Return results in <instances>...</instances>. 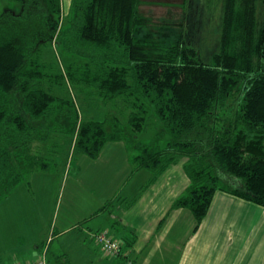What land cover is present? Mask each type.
Segmentation results:
<instances>
[{
    "label": "trees",
    "instance_id": "16d2710c",
    "mask_svg": "<svg viewBox=\"0 0 264 264\" xmlns=\"http://www.w3.org/2000/svg\"><path fill=\"white\" fill-rule=\"evenodd\" d=\"M13 1L0 14V201L30 172L50 168L34 139L78 125L75 150L89 159L123 139L118 119L111 130L84 121L73 103L51 92L56 83H45L46 66L35 55L54 42L86 56L80 72L69 62L60 76L105 100L120 97L131 109L133 134L150 113L161 122L158 138L136 145L134 163L156 176L185 159L190 183L173 208L192 213L194 230L216 191L264 208V0L159 1L179 11L168 9L157 21L141 11L144 0H71L67 14L60 0ZM204 15L218 19L213 51L197 34ZM105 234L118 242L119 254L121 242Z\"/></svg>",
    "mask_w": 264,
    "mask_h": 264
},
{
    "label": "crops",
    "instance_id": "0c3cea01",
    "mask_svg": "<svg viewBox=\"0 0 264 264\" xmlns=\"http://www.w3.org/2000/svg\"><path fill=\"white\" fill-rule=\"evenodd\" d=\"M60 5L67 14L63 0ZM60 137L67 140V156L57 190L50 186L46 191L53 190L60 212L52 220L43 248L47 255L55 237L69 235L56 245L57 257L62 256L64 262L59 258L57 264H264L263 207L216 191L206 216L194 230L192 213L173 208L182 186L190 182L184 165L174 169L173 163L151 176L147 170L137 169L136 146L130 151V143L124 140L106 143L96 159H89L72 151L70 136L50 134L47 140L55 144ZM33 144L44 159L43 140L34 139ZM49 171L53 174L50 169L29 174L43 172V177ZM52 179L49 185L55 184ZM20 186L0 201L1 206ZM99 231L121 242L119 254L103 253L93 241V234ZM42 242L35 248L44 246ZM78 248L83 253L80 256Z\"/></svg>",
    "mask_w": 264,
    "mask_h": 264
},
{
    "label": "rangeland",
    "instance_id": "374dc122",
    "mask_svg": "<svg viewBox=\"0 0 264 264\" xmlns=\"http://www.w3.org/2000/svg\"><path fill=\"white\" fill-rule=\"evenodd\" d=\"M0 1V14L5 11L6 8L16 6L13 0H11L8 5L5 4V0ZM159 1L168 2L169 4L179 3L178 0H144L141 11L145 15L151 16L154 21L164 17L168 9H170L165 5H160ZM202 1L205 2V0ZM217 2L218 0L215 2L216 5ZM63 4L66 11L69 12L71 9L70 0H63ZM206 4L208 3L206 2ZM206 6L208 10L206 13L207 16L211 9L208 5ZM170 10L176 13L179 11V8L174 7ZM203 20V31H198L197 34H200L203 38L201 41L202 48L204 50L213 51L218 36L215 29L218 19L216 20V17H214V19L211 20L209 17L207 20L205 17ZM39 50L40 52L35 56L46 66L45 73L47 74V82L45 83H48V81L55 82L56 84L51 87V92L59 96V98L73 103L78 110L79 116L84 121H101L111 130L113 121L118 119L119 126L123 129L121 132L124 134L122 140H124L125 143H130V145H127L130 151H134L135 146L139 143H151L158 138L157 134L161 131L162 124L152 113L149 114L143 130L137 135L133 134L128 125L129 111H131V109L125 105L120 97L105 100L98 96L97 91L93 87L86 86L83 82L74 81L72 80L73 77L71 78L68 76V80L66 77L62 78L63 76H60V73L64 72L69 62H71L70 65L73 71L77 73L81 71L86 56L83 53L81 55L75 52L78 51V49H71L73 51L65 52L60 46H57L56 43L51 42V44H43V46L39 47ZM66 124L69 130L63 135L65 137H72V151L75 154H79L75 150V142L78 137V125L71 126L69 123ZM62 139L63 142L61 141ZM165 141L164 138H161L159 143ZM43 143H45V145H41V155L46 153L44 159L48 162L50 167L48 169L52 170L53 174L50 171V174H45L43 177V172L28 174L27 177L24 178V182L22 184L20 183L21 186L19 189L4 200L2 206L0 204V264H28L38 261V259L40 260L42 258L41 252L48 238L47 235L48 233L50 234L51 231L49 229L52 225V220L58 217L60 212L58 211V206L55 204L53 190L54 192L57 190L56 184L59 181L64 159L67 156V140L60 137L59 141L55 144H52L51 140L47 139H44ZM184 164L185 159L179 157L174 162V165H172L175 167L172 168L179 169L182 168ZM146 173L153 176L150 171H146ZM53 177L55 184L49 185L53 181ZM186 178H188L187 175ZM27 180L30 182L29 185L26 183ZM189 183L190 182L186 184L185 188L182 186V192L179 197L186 193ZM50 186H52L53 190L46 192ZM219 186L228 189L230 185L226 182L219 181ZM68 236L69 235L57 236L53 239L51 249L45 258L46 263L57 264L56 262L57 260L59 261V258H61V262H63L62 256L57 257L56 245L59 241L66 239ZM42 240L44 246L41 245L39 248H35ZM93 241L97 243L95 237H93ZM93 241H91L93 246L98 248ZM47 242L50 243V240ZM71 252L73 253V250H71ZM77 254L78 256L83 254L79 251V248L77 249Z\"/></svg>",
    "mask_w": 264,
    "mask_h": 264
},
{
    "label": "built area",
    "instance_id": "2783aa9c",
    "mask_svg": "<svg viewBox=\"0 0 264 264\" xmlns=\"http://www.w3.org/2000/svg\"><path fill=\"white\" fill-rule=\"evenodd\" d=\"M96 242L97 244H99L101 246V248L103 249V251L107 254H117V252L119 251V244L117 241L112 240L111 238H109L105 232H100L98 234H96L95 236ZM41 259L35 262H31L28 264H46L45 258H46V252L45 249L43 250L42 254H41Z\"/></svg>",
    "mask_w": 264,
    "mask_h": 264
}]
</instances>
